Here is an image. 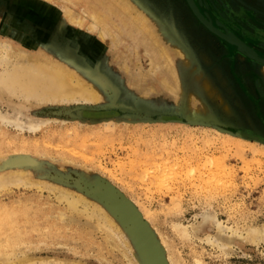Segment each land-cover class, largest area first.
I'll use <instances>...</instances> for the list:
<instances>
[{"label":"rangeland","instance_id":"rangeland-1","mask_svg":"<svg viewBox=\"0 0 264 264\" xmlns=\"http://www.w3.org/2000/svg\"><path fill=\"white\" fill-rule=\"evenodd\" d=\"M132 2L164 22L157 42L182 75L184 97L168 90L163 60L141 40L115 43V32L104 39L86 20L68 21L65 6L81 18L86 1L0 0L2 41L32 52L39 44L45 61L78 70L101 94L40 107L13 97L25 116L50 122L37 133L0 132V175L30 178L2 195L0 221L15 227L0 235V248L17 264H264V0H196L247 49L206 27L187 0ZM195 70L221 93L205 94ZM189 96L208 112L186 114ZM23 157L31 163L17 165ZM61 194L79 200L75 210Z\"/></svg>","mask_w":264,"mask_h":264},{"label":"bare ground","instance_id":"bare-ground-1","mask_svg":"<svg viewBox=\"0 0 264 264\" xmlns=\"http://www.w3.org/2000/svg\"><path fill=\"white\" fill-rule=\"evenodd\" d=\"M68 1H70L71 3L75 2V0H68ZM84 1H86V3H88L89 5L88 6L86 5L85 7L83 6L84 7V9L82 11L83 15L81 16V18L76 17L73 14L74 12L72 11V6H69V5L65 6L64 13H65L68 21L76 22L77 24H80V26L82 24L84 25V23H86V21H87V23L89 25H91V27L93 29L97 30L99 32L98 34H100L101 37L104 39L113 36V33L115 32V33H117L116 36L118 37V38H116L115 43H117L120 40L119 37H122L124 35L128 36V37H132V39H134L136 41L141 40V43L146 47L147 51L149 52L148 54H151V55H153V57H156V60L158 58H161L163 60V65H164L165 71H166V74L163 78H164V84L168 88V90L173 91L174 94H176V96L178 98L184 97V95H185V92L183 91L184 88L182 89L180 87V84L178 82V79H180V78L177 79L178 76L176 77V74H178L177 73L178 70L177 69L174 70V66L172 65L171 59L169 57V54L166 51V48L157 42L158 39L156 37H158L161 33L163 36V32H162L163 27H161V25H159V24L164 25L163 24L164 22L162 20L158 21V20H160L158 18L157 22H153L152 20H150L147 17L146 10L143 11L141 9V7L134 4L132 2V0H76V2H84ZM193 1L195 4L197 3L196 0H193ZM88 7H89V9H88ZM197 7H198V5H197ZM198 9H199V12L205 17V15L202 13L201 9L199 7H198ZM148 12H149V10H148ZM151 13H152V11H151ZM205 18L216 29L225 33L224 31H222L221 29L216 27L207 17H205ZM155 25H157V26H155ZM167 30L168 29H166L164 31L167 32ZM168 33H170V32H168ZM164 35L168 37V35H166V33H164ZM171 36H172V34H171ZM164 37H163V39H161L162 41L165 40ZM174 37L172 36V38H174ZM174 39L177 40V38H174ZM170 40H171V38H170ZM170 42H171V44L173 43L172 41H169V43ZM171 44H169V45H171ZM22 45H25V47L20 45V46L14 48L9 43H5L4 41H2L0 39V67H1L0 68V104H2V102L8 103L7 104L8 105L7 112L3 113L2 110L0 111V125H1L0 132L1 133H4V132L6 133L7 127H10V126L13 128L15 127L16 129H18L21 132L30 131L31 133H37L38 131H40L43 128L44 125H46L50 122L48 119H37V118L35 119V117H34L33 118L34 120H32V118L25 116L26 114L23 111V109H25V108H23L22 106H13L11 104L13 97H15V96L21 97V99L23 98L24 101H26V102H31V103H29V105L34 104V106H39V105L43 106L45 103H50V102L52 104L55 102H57V103L61 102V104H62V102L63 103H65V102H68V103L71 102L72 103V101H82V102L84 101V102H93V103L96 102L97 100L99 101V98H100L99 96L101 94H98L99 91L97 92V90L95 89L94 83L92 84V85H94V88H93L90 86L91 85L90 83H89V85L87 84L89 80L83 81L80 79L83 76L82 77H81V75H79L80 77L75 76V74L76 75L79 74L78 70H77V73L74 74L71 71V68L69 70V67H66L67 65H65V64H61L60 62L47 61V60L45 61L44 58H47V57L43 54V52L41 50V46L39 44L36 45V48H34L35 50L31 49V50H34V52L27 50V48H26L27 44L23 43ZM166 45H167V43H166ZM173 45H175V44L173 43L172 46ZM187 47H189V45ZM178 48H179V46H178ZM190 48H192V47H190ZM179 49L181 50V48H179ZM117 51H118V49H117ZM132 51H134V50H132ZM183 52L184 51L181 52L182 55H183ZM146 54H147V52H146ZM112 55H113V53H112ZM136 55H137V53H136ZM184 55H185V53H184ZM184 55H183V57H185ZM52 57H54V56H52ZM113 57H114V55H113ZM255 58L257 61L263 62V59L261 57H259L258 55H255ZM186 61L187 60H183L182 63L184 64V63L190 62V60L188 62H186ZM63 62H69V61L65 60ZM129 66H130V64H129ZM72 67H74V66H72ZM185 67H189L188 64ZM196 67H197V65H196ZM189 68H192V67L190 66ZM197 70H198V67H197ZM201 71L203 72V70H201ZM189 72H190V69H189ZM195 72H198V71L195 70ZM202 72H200V70H199L198 73H195L194 77H196L197 79L199 78L200 79L199 81L203 80L201 82H204L203 91L205 92V94H207L209 96L210 95L216 96L218 93H221V92H218V90H217L218 88H216V86L213 83L209 82V80L206 81L207 79L205 80L204 77H203L204 79L201 78V75L199 73H202ZM262 73L264 76V67H263ZM103 74H105V73L103 72ZM196 74L200 75V77L198 75H197L198 76L197 77ZM189 75H191V74H189ZM104 76H106V75H104ZM179 76H182V75H179ZM202 76H203V74H202ZM196 78H194V79H196ZM106 79H107V76H106ZM214 79H215V77H214ZM193 81H192V84L196 83V82L193 83ZM195 86H193V87L196 88ZM182 87H183V85H182ZM188 91L189 90H187V92ZM189 94H190V91H189ZM171 95H172V93H171ZM192 95H193V93H192ZM189 97L190 98H187L186 114L194 116V115L199 114V113L205 114L208 112L207 105H205L202 101H198V99L196 100L195 96H189ZM172 99H174V98H172ZM68 103H65V104H68ZM226 103H225L224 108L228 113H230L231 110L228 106H226V105H228ZM44 106H47V105H44ZM9 109H12L13 111L12 110L9 111ZM226 138L227 139H224V140L232 141V142H235L237 144L243 143L240 140H238L239 138H237V137L233 138L231 136L230 137L227 136ZM252 145H253V143H252ZM263 147H264V145H263ZM5 160L6 159H4V158L0 159V167H1V165H3L2 163L6 162ZM15 163L17 165H21V164H25V163H31V161L28 160L27 158L23 157L20 159V161L18 160ZM29 179H30L29 176L26 174V172H24V170H19V171L17 170L15 172H9L7 174L0 175V201H1L3 193L11 191V189H10L11 185L24 184L27 181H29ZM33 183H35V182H33ZM33 183L31 182V184H33ZM41 186H42V184L39 183L38 187L41 188ZM59 198L60 199H62V198L66 199L69 203V207L72 210L76 209L77 203L79 200H77L75 198L74 199L69 198L67 195H62V194L59 196ZM1 208L2 207H0V210H1ZM60 213L64 214V217L66 219L71 218L70 216L66 217L65 213L62 211ZM5 217L7 219V213H6ZM65 218H64V220H65ZM2 219L0 221V235L7 233L6 236L10 237L9 235H10L11 229H13L15 227L14 226L15 224L13 223V221L7 220V222H6V221H3ZM102 219H103L104 225L108 229H110L111 232H113V231L116 232V230L119 229L117 226V223L114 221L113 218H111L109 215H107V213L102 215ZM60 220L63 221V219H60ZM256 230H258V229H256ZM249 231H252V230H249ZM253 232L255 233V235L259 234L255 231H253ZM184 233H186V232H184ZM255 235L253 234L254 237H255ZM110 236H112V235L110 234ZM9 248L11 250L12 248H14V245H12V243H10ZM4 254L5 253L0 248V257H1V259H3L4 264H17L21 259L20 258L18 262L13 261V260H10L6 256V255H8L7 253L5 255ZM11 256L12 255H10V257ZM15 259H16V257H15ZM23 259L24 258H22V261H23ZM24 262H25V260H24Z\"/></svg>","mask_w":264,"mask_h":264},{"label":"water","instance_id":"water-1","mask_svg":"<svg viewBox=\"0 0 264 264\" xmlns=\"http://www.w3.org/2000/svg\"><path fill=\"white\" fill-rule=\"evenodd\" d=\"M189 6L191 7V9L193 10V12L196 14V16L202 21V23H204V25H206V27H208L211 31H213L214 33H216L217 35L221 36L224 39H227L229 41H234L239 47H243L245 49H247V46L245 43H243L241 40H239L238 38L225 34L221 31H219L218 29H216L200 12L199 9L197 7V5L194 3L193 0H187ZM253 57L255 58V54H253ZM256 59V58H255Z\"/></svg>","mask_w":264,"mask_h":264}]
</instances>
